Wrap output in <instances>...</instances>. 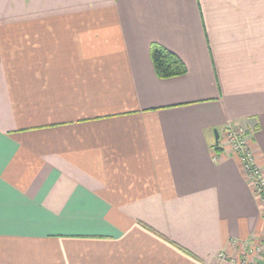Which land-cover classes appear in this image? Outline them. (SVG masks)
I'll return each mask as SVG.
<instances>
[{"label": "crops", "instance_id": "crops-1", "mask_svg": "<svg viewBox=\"0 0 264 264\" xmlns=\"http://www.w3.org/2000/svg\"><path fill=\"white\" fill-rule=\"evenodd\" d=\"M3 6L0 264H213L251 246L264 220L223 134L245 129L264 167V0ZM153 43L186 73L157 77Z\"/></svg>", "mask_w": 264, "mask_h": 264}, {"label": "rangeland", "instance_id": "rangeland-1", "mask_svg": "<svg viewBox=\"0 0 264 264\" xmlns=\"http://www.w3.org/2000/svg\"><path fill=\"white\" fill-rule=\"evenodd\" d=\"M18 3H19V0H12V4L13 5L14 4L18 5ZM3 4H4V0H0V7L2 6L4 8ZM5 15H7V13H5L2 10V8H1L0 19H5ZM16 15H17V17H19V13H17V14L14 13V12L12 13L13 17L16 16ZM17 19H19V18H17ZM204 45L207 46L206 37H204ZM225 130L226 129H224V134H223L224 136H225ZM242 131H243V134L245 135V140H246L245 142L247 143V147L250 150L251 156H252L255 164H257V166L260 168V170L262 172V176L264 178V167L259 162L254 149L250 145V143H251L250 142L251 135L248 136V132L245 129L242 130ZM236 157H237V159L239 161L241 171H242L244 177L246 178V181L252 187L253 197H254V199L257 202V205H258V207L260 209V212H261L262 219L264 220V204L260 200L252 180L249 179L247 172L243 169V167H242V165L240 163V160H239V156L236 155ZM232 241L230 242L231 247H233V248H230L231 251L227 252V250H226L227 248L224 249V250L218 251L215 254V257L213 259V263H219L220 262L219 259L220 260L222 259V262L220 264H229V263L230 264H235L234 262H232V260L237 262V260L241 261V260H243L242 258H246L249 261H252L253 263L255 262V264H264V254H263L262 250H260L261 245L264 243V224H263V228L259 232L258 236H254L253 239L251 240V246L249 247L250 251H249V248L247 247V243H248L247 241H240V242H237V241H234V240H232ZM234 248L237 249V250H235ZM220 255L224 256V258L221 257Z\"/></svg>", "mask_w": 264, "mask_h": 264}, {"label": "built area", "instance_id": "built-area-1", "mask_svg": "<svg viewBox=\"0 0 264 264\" xmlns=\"http://www.w3.org/2000/svg\"><path fill=\"white\" fill-rule=\"evenodd\" d=\"M245 135L243 134L242 129L240 128H234L231 126H228L225 130V136H224V144L230 148L232 152H234L236 155L239 156L240 163L243 167V169L247 172L249 179L252 180L254 187L258 193V196L260 200L264 204V178L262 176V172L260 168L255 164L250 150L247 147V143L245 142ZM248 247V243H247ZM249 248V247H248ZM260 250H262L264 254V243L261 245ZM250 251V248H249ZM224 258V256L220 255ZM243 260H237L234 262L235 264H255L252 261H249L246 258H242ZM219 263H213V264H220L222 262V259H219ZM230 264V263H229Z\"/></svg>", "mask_w": 264, "mask_h": 264}, {"label": "trees", "instance_id": "trees-1", "mask_svg": "<svg viewBox=\"0 0 264 264\" xmlns=\"http://www.w3.org/2000/svg\"><path fill=\"white\" fill-rule=\"evenodd\" d=\"M150 58L154 72L161 79L181 76L186 73L184 62L172 51L160 44L150 46ZM219 148L218 145L216 149Z\"/></svg>", "mask_w": 264, "mask_h": 264}, {"label": "water", "instance_id": "water-1", "mask_svg": "<svg viewBox=\"0 0 264 264\" xmlns=\"http://www.w3.org/2000/svg\"><path fill=\"white\" fill-rule=\"evenodd\" d=\"M216 133V132H215ZM216 139H217V133H216Z\"/></svg>", "mask_w": 264, "mask_h": 264}]
</instances>
